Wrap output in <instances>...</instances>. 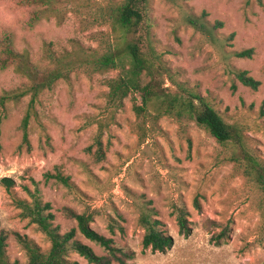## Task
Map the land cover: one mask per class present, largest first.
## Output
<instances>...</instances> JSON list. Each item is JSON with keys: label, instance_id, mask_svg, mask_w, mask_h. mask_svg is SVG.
Wrapping results in <instances>:
<instances>
[{"label": "rangeland", "instance_id": "obj_1", "mask_svg": "<svg viewBox=\"0 0 264 264\" xmlns=\"http://www.w3.org/2000/svg\"><path fill=\"white\" fill-rule=\"evenodd\" d=\"M124 1L56 0L55 11L31 27L32 8L0 0V34L11 32L15 47L37 65L85 49L103 51L113 42L129 63L127 43L138 41L152 66L144 81L159 94L141 118L133 106L135 98L141 103L139 93L121 106L109 101L108 80L118 70L75 69L35 101L28 92L2 107L0 233L8 235V260L28 262L19 235L43 251L51 246L17 204L31 202L37 191L62 233L77 226L67 209L92 213L95 230L135 251L129 264H264V185L258 179L264 172V0H149L144 25L116 40L109 7ZM193 17L207 31L191 23ZM241 71L259 87L244 84ZM29 86L14 67L0 70V92ZM186 89L222 115L232 128L230 140L219 141L182 109ZM174 97L179 101L169 106ZM47 173H61L69 184ZM3 177L15 180L11 191ZM177 206L189 212L190 235L179 232ZM147 208L173 238L164 252L143 247L140 216ZM72 258L90 264L76 253Z\"/></svg>", "mask_w": 264, "mask_h": 264}, {"label": "trees", "instance_id": "obj_2", "mask_svg": "<svg viewBox=\"0 0 264 264\" xmlns=\"http://www.w3.org/2000/svg\"><path fill=\"white\" fill-rule=\"evenodd\" d=\"M148 1L126 0L109 7L116 40L123 35L136 34L144 25L146 21L145 7ZM20 3L32 8V16L28 20L31 27L41 22L48 12L55 11L56 8V0H20ZM190 20L200 30L207 31V26L197 18L193 17ZM118 45V42H113L103 51L85 49L80 52L67 53L57 59L53 65L41 67L32 61L29 54L22 53L15 47L11 32L0 34V70L14 67L17 72L28 78L30 84L24 91L0 92V148L4 120L2 107L10 100H19L28 92H32V100L35 101L41 91L51 88L59 80L68 77L75 69H86L91 73L118 70L117 77L108 80L110 103L121 106L126 98L139 93L141 103H138L139 98L134 97V110L139 117H147L148 104L155 96L159 95L152 83L151 85L144 81L152 66L142 54L138 41L127 43L125 50L130 58L129 63L124 62L122 57L124 54L120 52ZM246 54H250V51L239 53L240 56ZM238 77L244 84L254 89L260 85V81L247 71L239 72ZM185 91L188 96L181 101L182 109L190 112L198 124L209 130L219 141L230 140L233 136L232 128L215 107L199 93L188 89ZM174 101H179V99L177 97L172 98L169 106H172ZM169 108H167V112H169ZM27 128L28 117H25L23 121L24 141L29 144ZM258 174L259 182L264 185V172ZM47 177H56L69 184V178L61 173H47ZM1 183L8 191H11L15 185V180L11 177H3ZM31 195L33 198L31 202L18 199L17 204L22 209V216L28 218L43 231L50 240L51 246L49 250L43 251L35 243L19 235V240L28 254L27 264H80L78 260L72 258L73 253L85 258L90 264H129L135 258V251L118 246L112 237H108L92 227V213H78L72 209H67V214L76 220L77 226L62 233L60 227L55 225V214L52 212L51 204L43 202L37 191L31 192ZM195 204L197 208H200L198 200L195 201ZM175 214L179 232L190 235L193 228L190 225L187 208L177 206ZM140 223L145 229L142 241L144 248L164 252L172 246L173 238L161 229L162 223L159 219L154 218L152 209L147 208L142 211ZM111 230L115 232L114 227H111ZM225 231L226 229L222 231L220 238L225 237ZM79 234L102 248L104 254L97 253L91 245L80 240ZM7 239V233L1 232L0 264H18L17 262L11 263L7 258Z\"/></svg>", "mask_w": 264, "mask_h": 264}]
</instances>
